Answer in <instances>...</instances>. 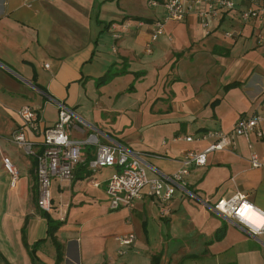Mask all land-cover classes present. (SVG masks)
Wrapping results in <instances>:
<instances>
[{
    "label": "crops",
    "instance_id": "0c3cea01",
    "mask_svg": "<svg viewBox=\"0 0 264 264\" xmlns=\"http://www.w3.org/2000/svg\"><path fill=\"white\" fill-rule=\"evenodd\" d=\"M232 2L209 11L208 25L198 14L206 5H188L182 19L164 20L148 51L162 0H0V264H264V234L213 208L239 193L264 212V164L249 160L253 150L263 155L262 141L233 131L239 117L264 115V40L254 20L240 17L247 1ZM57 101L73 111L81 160L71 177L51 178L46 211L36 204L35 158L12 133L22 105L46 127ZM213 130L226 132L229 145L189 166L164 213L147 185L132 207L111 208L106 181L116 167L87 165L98 142H114L144 157L147 177L173 174L186 150L215 140ZM27 137L41 140L30 130ZM3 155L19 169L14 185ZM129 232L130 243L118 241Z\"/></svg>",
    "mask_w": 264,
    "mask_h": 264
},
{
    "label": "built area",
    "instance_id": "2783aa9c",
    "mask_svg": "<svg viewBox=\"0 0 264 264\" xmlns=\"http://www.w3.org/2000/svg\"><path fill=\"white\" fill-rule=\"evenodd\" d=\"M247 4L239 11L240 17L244 20H254L257 28L254 35L260 41L264 40V0H246ZM150 5H156L158 0H148ZM204 3L205 8L198 10V14L208 25L206 17L210 11L212 14L218 8H232V0H162L164 7V17L155 20L151 29L149 39L146 42V50H151L152 42L164 31V20L167 18L182 19L188 5ZM29 4V3H28ZM129 24L128 20L124 21ZM139 24L142 21L138 22ZM233 35L231 30L225 32ZM46 65H48L46 63ZM57 118L46 127L39 124L40 117L38 111L29 104H24L18 109L21 122L12 133V141L22 150L36 160L34 173L37 180L36 204L43 210L51 208V196L49 185L53 176L71 177L76 164L81 160V141L70 136L73 111L64 103L57 101ZM264 115L254 113L249 116L239 117L233 127L235 134L244 135L247 138L251 133L262 141L264 147V126L262 121ZM41 135L39 142H34L27 137V131ZM215 140L203 149H188L184 153L181 161L182 166L173 174L160 177H147L145 170V160L140 154H129L126 147L114 142H98L95 154L87 161L91 169L101 166H115L116 169L110 174L106 181V192L109 197L111 208L120 206L132 207L137 198L142 195V188L148 186V194L157 197L161 202V211H167L165 201L171 197L174 190V183H184V176L189 173V166L204 165L207 160V152L213 149L224 148L229 145L228 135L222 130H213L207 133ZM202 134L201 136H204ZM200 135L174 136L175 139L185 140L198 139ZM89 139L97 141L94 134ZM249 160L252 166L258 167L264 164V153L259 155L256 151H251ZM2 164L11 175V184L14 185L19 176V169L10 156H2ZM213 208L226 217L236 220L241 227L252 234H264V212L257 208L246 196L235 193L229 197L219 198ZM253 213L261 219L257 222L253 218ZM134 234L129 232L117 236L121 243H130Z\"/></svg>",
    "mask_w": 264,
    "mask_h": 264
},
{
    "label": "trees",
    "instance_id": "16d2710c",
    "mask_svg": "<svg viewBox=\"0 0 264 264\" xmlns=\"http://www.w3.org/2000/svg\"><path fill=\"white\" fill-rule=\"evenodd\" d=\"M111 74H112V72L110 70L108 72L104 73L102 76L99 77L98 82H102V81L106 80L107 77H109ZM236 84H239V82L238 81H233V82H230V83L226 84V86L229 87L231 85H236ZM34 161L36 163V160H34ZM44 212H46V211H44ZM54 224L55 223H52L50 225L51 226V229L54 228V226H55Z\"/></svg>",
    "mask_w": 264,
    "mask_h": 264
},
{
    "label": "bare ground",
    "instance_id": "6f19581e",
    "mask_svg": "<svg viewBox=\"0 0 264 264\" xmlns=\"http://www.w3.org/2000/svg\"><path fill=\"white\" fill-rule=\"evenodd\" d=\"M253 218H255V220H257V222H260L261 221V219H258V217H256V215L253 213Z\"/></svg>",
    "mask_w": 264,
    "mask_h": 264
}]
</instances>
